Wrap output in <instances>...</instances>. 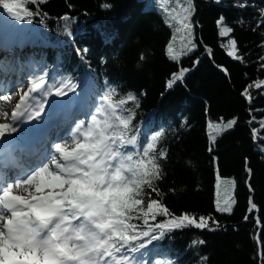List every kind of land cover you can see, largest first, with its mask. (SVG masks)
Returning a JSON list of instances; mask_svg holds the SVG:
<instances>
[{"label":"trees","instance_id":"16d2710c","mask_svg":"<svg viewBox=\"0 0 264 264\" xmlns=\"http://www.w3.org/2000/svg\"><path fill=\"white\" fill-rule=\"evenodd\" d=\"M192 3V39L197 46L178 62L166 55L172 29L161 10L144 0H46L39 5L46 17L10 22L35 27L41 37L31 29L26 33L32 45L56 48L26 51L35 71L56 67L58 76L82 83L86 77L98 101L110 87L117 90V98L135 96V103L126 106L135 113L133 124L141 141L150 139L144 140L142 132L152 126V135L163 134L158 147L168 152L164 178L156 181L163 203L175 215L212 217L210 225L219 222L215 231H168L154 241H162V261L201 264L207 257L204 264H264V88L249 89L250 102L241 95L247 85L264 80V26L257 28L261 11L252 6L239 9L231 0ZM65 15L70 19L63 20ZM221 17L233 29L228 36L219 35L216 22ZM13 31L17 34L16 28ZM38 38L43 42L34 40ZM230 39H235L242 60L227 55ZM180 68L188 71L168 87ZM233 119L235 125L212 143L209 124ZM217 169L221 179L233 180L231 214L216 211ZM165 219L158 217L150 224ZM200 239L204 245H192Z\"/></svg>","mask_w":264,"mask_h":264},{"label":"snow or ice","instance_id":"6c2138e0","mask_svg":"<svg viewBox=\"0 0 264 264\" xmlns=\"http://www.w3.org/2000/svg\"><path fill=\"white\" fill-rule=\"evenodd\" d=\"M45 2L0 0V17L31 22L34 16H47L39 10V5ZM159 3L164 5L162 10L168 17L165 23L170 28L175 27L177 32L182 29L186 33V47L179 52L171 42L166 46V55L178 62L197 46L192 39L194 5L192 0H172L171 7L169 0H159ZM29 4L36 10L30 9ZM62 19L70 18L65 15ZM40 22L43 23V19ZM216 23L221 37L233 31L223 17ZM261 26H264V11L257 21V28ZM227 47L228 56L243 59L237 54L235 39H230ZM140 59H145L143 54ZM261 67L264 68V64ZM8 71L0 64V72L7 74ZM187 71L180 68L173 73L168 87L182 80ZM253 87L264 88V80L254 81L241 93L249 102V89ZM69 91H75L70 81H52L44 73L31 75L28 90L23 94L10 91L0 96L10 101L13 95H19L11 122L0 123V145L10 142V134L18 131V122L43 119L48 96L53 93L57 97L65 96ZM118 96L115 88H108L99 97L94 111L87 114L88 118L78 120L68 138L54 143L45 158L39 163L33 161L28 166H17L14 180L0 170V264H146L137 254L142 255L148 245L163 239L168 231L220 228L218 221L209 224L212 217L175 215L163 203L164 193L156 184L164 178L163 162L168 158L167 149L158 147L163 134L152 135L142 142L139 129L133 124L135 113L126 106L129 102L134 104L137 98L130 94ZM3 115L8 114L3 112ZM235 123L233 119L216 127L222 133ZM261 126L264 127V121ZM253 137L256 138L255 130ZM215 139L214 135L210 137L212 143ZM69 144L73 145L71 149ZM220 179L217 169V186ZM17 189L27 196L13 194ZM233 203L234 200L225 201L222 207L217 202L216 211L231 214ZM158 217L166 219L150 224V220L155 222ZM204 244L202 239L192 241L193 246ZM207 259L202 257L201 264ZM153 264L172 262L155 261Z\"/></svg>","mask_w":264,"mask_h":264},{"label":"bare ground","instance_id":"6f19581e","mask_svg":"<svg viewBox=\"0 0 264 264\" xmlns=\"http://www.w3.org/2000/svg\"><path fill=\"white\" fill-rule=\"evenodd\" d=\"M237 8L245 9L247 7H240L239 5H237ZM0 83H2V90H0V92H2V95L0 96L8 95L10 91L13 92L20 91V94H23V91H27L29 87V82L28 81L25 82L24 80H15L13 86L9 90L5 89V87H7L5 86L7 84L5 79H1ZM53 97L54 94H52L49 98H46L45 105L49 102H52ZM18 102H19V95H13L10 101L0 99V123L11 122V113L13 110H15L14 105H16ZM61 103H63V101H61ZM72 106H74L73 102H72ZM3 112H7L8 115L7 116L3 115ZM59 115L60 114L59 112H57V110L45 108L44 112L42 113L43 118L47 117L45 120L41 119L38 121L37 120L28 121L25 119L23 120V122H18V131L15 133H11L9 139H13L17 143L20 141L27 142L24 139V136H21V131H24L23 133L29 131L30 132L35 131L34 134L35 136L32 140H28L29 145L27 146V148H25L29 154L21 153L20 151H17L16 153L10 152L9 156L7 157L5 155L4 158L2 152H0V168H3L4 172L7 173L13 180L14 177L12 176V174L18 171V169L15 170L14 168L8 166L7 164L8 162H10V160L14 159L16 155L18 154L20 155V166H28L33 161H35L36 163L39 162L40 159H42L44 156L47 155L44 152V150L45 148L49 147L52 136H58L56 142H62L63 140L67 139L64 129L60 128V123L64 122L65 124H68L72 116L59 117ZM7 135L8 134H6V136ZM23 193L27 194L26 192Z\"/></svg>","mask_w":264,"mask_h":264},{"label":"rangeland","instance_id":"374dc122","mask_svg":"<svg viewBox=\"0 0 264 264\" xmlns=\"http://www.w3.org/2000/svg\"><path fill=\"white\" fill-rule=\"evenodd\" d=\"M223 1V0H220ZM144 3L147 5L148 3L150 4H155L162 12L165 20L168 19V17L165 15V12L162 10L164 8V5L159 3V0H144ZM241 3H243L245 6L244 7H248L250 5L254 6L255 8H259L261 11H264V0H240L239 2H237V5H240ZM169 7L172 6V0H169ZM177 11H179V8H177ZM173 15H175V13H173ZM29 29V26L27 24H22L19 27V31L23 32ZM173 31L172 37L175 36V39L173 40L171 38V43L173 44L174 49L179 52L182 48L186 47V33L181 29V31L177 32L176 28L173 27L171 28ZM0 30L3 32V35L5 37V42L4 45L9 47V40L12 38V33L9 30L8 27H6V24L4 23V21L0 22ZM16 42L20 41V38H15L14 39ZM34 73L29 72V73H24L22 72L20 74V76H16L13 74H3L1 76V78L5 77V76H10L13 80L6 82L7 84L5 86V89L8 88V86H13L14 80H24L25 82H29V78L31 75H33ZM50 80H53V77L49 78ZM57 81V80H56ZM61 81V80H59ZM64 81H70L68 79H64ZM73 85H75V91H69L67 93V95L65 96H60L57 97L54 94V97L52 99V102H49L45 105V108L47 109H53V110H57V112H59V114H65L63 112L64 109H66L67 107L72 108V102H73V107L74 109H82V113H80L78 115V118L80 119H87L88 116L87 114L94 111L93 108V104L91 103V101H89V98L87 96V92H86V87H84L83 85H78L77 82L75 81H70ZM20 88V87H18ZM51 96V95H50ZM50 96H48L47 98H49ZM61 101H63V103H61ZM15 106V105H14ZM47 117L43 118V120H45ZM222 123H216L214 125H212V127H210V137L211 136H216V134L219 132L217 129V125H220ZM23 133V131H21V134ZM69 149H71V147H73V145H68ZM14 192L20 194V195H25L27 196V194H21L20 191L18 190H14ZM23 193V192H22ZM234 184H233V180L232 178H226V179H220L219 185L217 186V191H216V203L219 202V204L223 207L225 201H232L234 200ZM234 203L231 205V207H233Z\"/></svg>","mask_w":264,"mask_h":264}]
</instances>
